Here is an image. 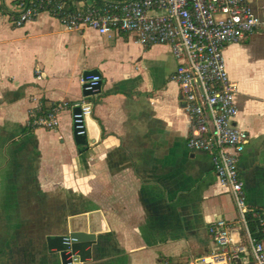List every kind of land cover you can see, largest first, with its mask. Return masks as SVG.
Returning a JSON list of instances; mask_svg holds the SVG:
<instances>
[{"label":"crops","instance_id":"0c3cea01","mask_svg":"<svg viewBox=\"0 0 264 264\" xmlns=\"http://www.w3.org/2000/svg\"><path fill=\"white\" fill-rule=\"evenodd\" d=\"M250 3L262 25L224 53L238 83L236 123L250 132L240 175L250 207L264 210V0ZM18 10V0H0V264H63L49 237L71 227L96 233L73 264H200L221 216L245 241L212 156L188 145L170 45L68 28L48 10L16 26ZM92 69L101 89L86 96L81 75ZM83 97L92 101L83 130L65 108L58 127L24 132L39 102ZM83 133L87 143L77 142Z\"/></svg>","mask_w":264,"mask_h":264},{"label":"built area","instance_id":"2783aa9c","mask_svg":"<svg viewBox=\"0 0 264 264\" xmlns=\"http://www.w3.org/2000/svg\"><path fill=\"white\" fill-rule=\"evenodd\" d=\"M18 6L12 16L16 26L48 10L68 28L90 26L102 34L124 31L146 46L170 45L178 61L172 77L190 120L188 145L212 156L219 184L231 192L246 235L245 241L234 240L235 222L216 218L210 231L217 246L201 257L200 264H264V238L253 235L248 217L251 213L264 226V210L250 207L239 170L250 132L236 123L238 83L229 74L224 53L227 44L248 39L262 25L250 0H18ZM38 73L41 76L40 69ZM101 80L100 73L81 75L83 85ZM90 103L86 97L48 108L39 102L30 110L28 123L56 128L63 109L80 105L84 115ZM76 253L71 264L78 262Z\"/></svg>","mask_w":264,"mask_h":264},{"label":"water","instance_id":"95a60500","mask_svg":"<svg viewBox=\"0 0 264 264\" xmlns=\"http://www.w3.org/2000/svg\"><path fill=\"white\" fill-rule=\"evenodd\" d=\"M88 73H100L98 69L87 70ZM101 81L97 84L86 83L83 85L84 94H96L101 89ZM91 108L87 111H84L82 114V109L80 105L74 107L73 112L75 114V124L81 125L82 130L84 129L83 122L86 121L92 113V103H90ZM77 142L87 143L86 133L76 134ZM50 245H57L59 249L63 264H71L73 252L76 253L78 261L85 260V258L90 255L91 248L87 249V246L91 245L94 239L96 238V233L92 230L85 229H74L70 228L69 232L66 234H60L55 236H50ZM67 241V242H66ZM68 246H71L72 251L67 252Z\"/></svg>","mask_w":264,"mask_h":264},{"label":"trees","instance_id":"16d2710c","mask_svg":"<svg viewBox=\"0 0 264 264\" xmlns=\"http://www.w3.org/2000/svg\"><path fill=\"white\" fill-rule=\"evenodd\" d=\"M34 129L33 126L31 124H27L25 127H24V132L25 131H30ZM249 225H250V229L253 233L254 236H256L257 238H264V226L261 225L259 223V221L253 217L251 215V213L249 214Z\"/></svg>","mask_w":264,"mask_h":264}]
</instances>
